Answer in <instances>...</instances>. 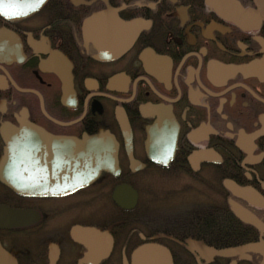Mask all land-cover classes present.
<instances>
[{
  "label": "flooded vegetation",
  "instance_id": "1",
  "mask_svg": "<svg viewBox=\"0 0 264 264\" xmlns=\"http://www.w3.org/2000/svg\"><path fill=\"white\" fill-rule=\"evenodd\" d=\"M237 9L255 7L0 14V264H264V22ZM86 137L112 156L73 189Z\"/></svg>",
  "mask_w": 264,
  "mask_h": 264
},
{
  "label": "water",
  "instance_id": "2",
  "mask_svg": "<svg viewBox=\"0 0 264 264\" xmlns=\"http://www.w3.org/2000/svg\"><path fill=\"white\" fill-rule=\"evenodd\" d=\"M46 0H43V3ZM255 10L251 13H244L241 10H238V17L240 18V22L243 24L250 23L254 21L255 23H259V21L264 22V0H252ZM43 3L39 4L41 6ZM37 6V7H39ZM34 132H37L36 130H28L29 134H34ZM67 144L70 145V147L73 149L70 154L72 155V161H73V189H76L77 187H80L82 185H85L87 183V179H92L96 176L99 168L95 165H93L94 162H99L100 158H98L94 144L90 142L88 139H78L73 138L69 139L67 141ZM106 160V158H104ZM90 171V177L88 178L85 174V171ZM33 169L31 168L30 172L31 174L28 177V179H21V192H29L33 193L34 189L32 174ZM160 255H166L165 253H162Z\"/></svg>",
  "mask_w": 264,
  "mask_h": 264
},
{
  "label": "bare ground",
  "instance_id": "3",
  "mask_svg": "<svg viewBox=\"0 0 264 264\" xmlns=\"http://www.w3.org/2000/svg\"><path fill=\"white\" fill-rule=\"evenodd\" d=\"M36 3H37V0H4V4L7 5L11 10L19 11V12H21V11H23L25 9L30 8V6H33ZM96 138L98 140V137L97 136H96ZM86 139H88L90 142H92L93 144H95L94 143L95 141H93V138L86 137ZM96 144L98 145L97 142H96ZM96 153H97V155H104L107 158H109V157L112 156V152L103 151L101 148L100 149L96 148ZM25 178L28 179V177H25ZM31 182L33 183V187L32 188L34 189L35 188V186H34V180L31 181Z\"/></svg>",
  "mask_w": 264,
  "mask_h": 264
},
{
  "label": "snow or ice",
  "instance_id": "4",
  "mask_svg": "<svg viewBox=\"0 0 264 264\" xmlns=\"http://www.w3.org/2000/svg\"><path fill=\"white\" fill-rule=\"evenodd\" d=\"M41 3H43V0H37V3L33 5V7H37ZM0 14H3L4 16H18L22 13L19 11L11 10L7 5L4 4V0H0Z\"/></svg>",
  "mask_w": 264,
  "mask_h": 264
},
{
  "label": "rangeland",
  "instance_id": "5",
  "mask_svg": "<svg viewBox=\"0 0 264 264\" xmlns=\"http://www.w3.org/2000/svg\"><path fill=\"white\" fill-rule=\"evenodd\" d=\"M252 1V0H251Z\"/></svg>",
  "mask_w": 264,
  "mask_h": 264
}]
</instances>
